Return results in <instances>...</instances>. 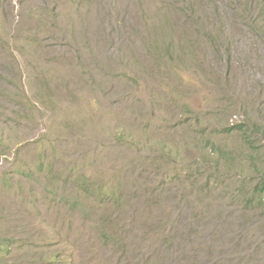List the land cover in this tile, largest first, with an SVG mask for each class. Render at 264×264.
Returning a JSON list of instances; mask_svg holds the SVG:
<instances>
[{"label":"rangeland","instance_id":"obj_1","mask_svg":"<svg viewBox=\"0 0 264 264\" xmlns=\"http://www.w3.org/2000/svg\"><path fill=\"white\" fill-rule=\"evenodd\" d=\"M263 183L264 0H0V264H264Z\"/></svg>","mask_w":264,"mask_h":264},{"label":"trees","instance_id":"obj_2","mask_svg":"<svg viewBox=\"0 0 264 264\" xmlns=\"http://www.w3.org/2000/svg\"><path fill=\"white\" fill-rule=\"evenodd\" d=\"M254 192L255 196H258L261 201H264V183L261 186L257 185L254 189Z\"/></svg>","mask_w":264,"mask_h":264}]
</instances>
